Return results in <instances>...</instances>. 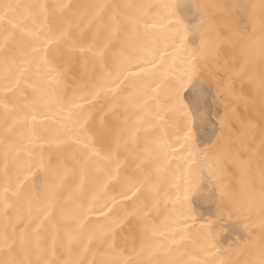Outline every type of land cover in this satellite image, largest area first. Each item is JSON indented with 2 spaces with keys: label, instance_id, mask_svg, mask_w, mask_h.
Wrapping results in <instances>:
<instances>
[{
  "label": "snow or ice",
  "instance_id": "snow-or-ice-1",
  "mask_svg": "<svg viewBox=\"0 0 264 264\" xmlns=\"http://www.w3.org/2000/svg\"><path fill=\"white\" fill-rule=\"evenodd\" d=\"M257 30L264 0H0V264H264V70L220 59Z\"/></svg>",
  "mask_w": 264,
  "mask_h": 264
},
{
  "label": "bare ground",
  "instance_id": "bare-ground-1",
  "mask_svg": "<svg viewBox=\"0 0 264 264\" xmlns=\"http://www.w3.org/2000/svg\"><path fill=\"white\" fill-rule=\"evenodd\" d=\"M39 2L47 3V4H56L58 2H64V3H70L72 5H83V4H89V3H112V2H118V3H139V2H156V0H39ZM177 2H180V0H177ZM186 2V0H185ZM201 3H247V4H259L260 0H199ZM218 13V17H219ZM253 40H255V47L247 52H242V45H231V44H223L220 47V59L223 63L224 61H228V67L231 69L233 67L239 69L241 66H245L246 68V75L244 77V87L243 91L245 94H247L252 87L251 84L248 83V76H258V74L261 72V70H264V55L261 53L260 49V33L259 30L254 34L252 37ZM204 79L205 77H201ZM237 91L239 92L241 90L240 83L238 82L236 85ZM188 95H191V93H188ZM215 96V87H213L209 94L206 97V103L207 105H212L214 108L219 109L221 112L223 111V107L220 104V100L217 99L215 105H213V98ZM222 98V97H221ZM240 111L243 113V104L240 106ZM41 123H46L48 125H51L52 122H44L41 121ZM56 131L55 126H53V132ZM62 132L63 130L60 129ZM209 132L211 129L209 128ZM206 138V134H203L199 137L200 140H204ZM204 174L207 175V169L205 168ZM225 183L229 185L230 190L232 191L233 195L236 197H242L246 194L245 186L243 183V174L241 171V168L239 166V163L232 164L228 167L227 174L225 176ZM199 187L201 190H207L209 185L206 182H201L199 184ZM192 199L195 201V207L197 208V211L199 214L203 215V219L207 220L210 217H214L216 213V205L215 204H205L200 199L198 195L195 194V192L192 195ZM243 235V233H242ZM233 237L231 235H228L225 233L222 235L220 239V243L224 245L225 248H228L229 243H231ZM226 255H230L231 259L236 262V264H244V261L248 259V255L246 252H242L239 250H236L235 245H233L232 250L230 253H226Z\"/></svg>",
  "mask_w": 264,
  "mask_h": 264
}]
</instances>
